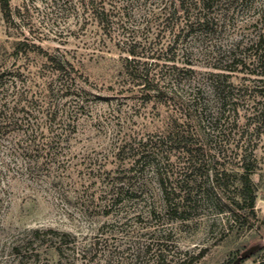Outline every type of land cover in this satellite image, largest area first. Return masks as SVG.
<instances>
[{"label": "rangeland", "instance_id": "rangeland-1", "mask_svg": "<svg viewBox=\"0 0 264 264\" xmlns=\"http://www.w3.org/2000/svg\"><path fill=\"white\" fill-rule=\"evenodd\" d=\"M106 2L117 8L109 33L89 21L91 13L84 14L78 0H11L10 19L0 9V105L8 104V116L13 109L18 124L0 132V264H139V247L155 233L153 241L168 246L169 260L257 264L264 258V119L252 118L241 100L239 112L222 121L226 131L238 122L226 136L188 124L194 141L204 145L206 164L186 174L179 144L163 126L167 109L121 92L127 58L157 63L167 75L187 68L197 79L227 73L216 66L228 67L232 47L251 38L253 14L238 8L230 23L207 37H177L157 18L158 1ZM24 42L35 48L20 46L16 57ZM38 48L67 53L75 62L80 78L69 93L42 69ZM248 68L231 73L233 84L249 86L241 92L245 101L264 87V76ZM46 108L56 120L43 116ZM33 134L50 143L28 148ZM242 156L256 159L249 174L254 213L236 204L246 174ZM217 170L230 175L225 191L213 187ZM186 193L191 200L176 208L177 195ZM62 234L70 236L65 244ZM202 250L205 256L192 261Z\"/></svg>", "mask_w": 264, "mask_h": 264}, {"label": "trees", "instance_id": "trees-1", "mask_svg": "<svg viewBox=\"0 0 264 264\" xmlns=\"http://www.w3.org/2000/svg\"><path fill=\"white\" fill-rule=\"evenodd\" d=\"M154 1H158L160 7L157 18H159L161 24L164 26L169 24L172 31L178 34L177 37L181 34H186L188 37H207L211 35V33H215L218 28L230 23V18L238 8L253 14V21L251 23L254 30L251 32V38H249L245 44L243 40H241L232 47L228 67L226 66L223 69L222 67L216 66V69L228 71L227 73L210 72L207 74L208 77L197 79L195 75L196 71L192 68L169 71L167 75L164 74L162 69L157 70L159 67L157 63H142L141 60H137L136 58H127L125 60V76L129 84L126 86V83L122 86V94L132 93L134 95L135 93L141 95L140 97L142 98L145 97L143 99L148 100L146 103L153 101L155 106L160 105V107L167 109L168 116L163 120V126L167 131V138L179 144L177 147L181 149L180 155L185 164L184 170H187V174L190 170L194 171L198 169L195 167H201L206 164L203 152L204 145L200 143L199 140L194 141V135L191 134L188 129V124L191 122L192 124H199L200 126H204V129L210 133L212 130V132L217 131L219 137L220 135L226 136L225 133H227L228 130L232 131L233 126L236 127L238 122L236 120L233 121L231 128L226 131L228 126H223L222 121L223 119L228 120V116H225L226 113L232 112L233 114H237L239 112L242 104L241 100L244 102L243 104H247V106L251 108L252 118L257 120L260 118L264 119V107L260 110L257 105V103H264V87L258 89L253 100L249 98L245 101L247 98L242 96L241 92L244 88L249 89V86H237L231 81V73L236 71L242 72L244 68L247 69L250 66L255 68V70H249L250 73L256 76H264V0ZM78 3L83 8L84 14L91 13L92 17L91 19L89 18V21H95L98 26L109 33L117 17L116 7L108 9L106 0H78ZM109 3L110 2H108V5H110ZM0 9L6 19L12 18L11 0H0ZM86 22H88V20ZM25 43L26 42L19 43V46L15 48L16 57H19V53H21L19 49L20 46L35 48L33 44L29 45ZM37 50H39L44 57L42 69L44 71H49L53 76H57V78L64 83L61 84L62 91L64 89L66 93H69L76 78H80L79 69L76 68L75 62L68 57L67 53L58 52L56 54H51L49 52H43L39 48ZM239 51L243 53L241 52L239 54ZM130 54L135 56V50L130 49ZM187 74L190 75L187 77ZM7 75L13 76V73L8 72ZM1 86L4 85L0 84V88ZM137 87L139 90L136 89ZM206 87L211 90V94L215 99L214 101L216 104L214 109L210 108L208 105V99L206 98L208 92L206 91ZM250 101L256 103L250 104ZM0 107V132L3 125H18L17 122H13L14 117H11L14 116L13 109H11L12 113L8 116L6 114V108H9L8 104H1ZM50 109L51 108H46L43 112V116L48 118L51 122L52 119L56 120L57 115L54 114L53 116ZM206 122L207 124H205ZM256 122L258 124L257 127L260 126V120ZM61 123L65 124V122H59V127H61ZM23 132L25 136L28 137L29 130H24ZM29 141L28 148L50 143L37 142V137H34V134ZM195 142H199L200 146H197L198 144ZM241 162L246 174L239 180V183H241L239 197L242 200H240L241 202H236V204L240 210L246 207L251 213H254L257 195L252 191L249 174L253 172L256 159L251 156L250 158L242 156ZM215 163L217 164L218 162ZM229 176L230 175L225 170H217L212 181L213 187L216 190L225 191V187H228L225 183V178ZM177 198L179 202L175 204L176 208L180 205L186 206L188 201L191 200V193H186L182 196L179 194ZM166 201L170 204L169 206H171V198L168 197ZM241 203H243L245 207H243ZM238 219L239 218H235V220ZM52 232L57 234L55 231ZM155 234H151L139 247L137 255L135 256L136 260H139V264H192L189 262L190 260L175 258L174 256H171L169 260L170 250L168 246L160 240L161 238H156V242L153 241V238L156 236ZM69 237L68 234H62V244H65ZM58 251L60 254L62 253L61 248H59ZM205 254L206 251L202 250L197 256L191 259L192 261L202 259ZM236 261L237 258H234L227 264H233ZM257 264H264V258Z\"/></svg>", "mask_w": 264, "mask_h": 264}, {"label": "water", "instance_id": "water-1", "mask_svg": "<svg viewBox=\"0 0 264 264\" xmlns=\"http://www.w3.org/2000/svg\"><path fill=\"white\" fill-rule=\"evenodd\" d=\"M250 253H251V252H247V253H245V254L243 255V257L248 256ZM237 261H239V260H237ZM237 261H236V262H237Z\"/></svg>", "mask_w": 264, "mask_h": 264}]
</instances>
